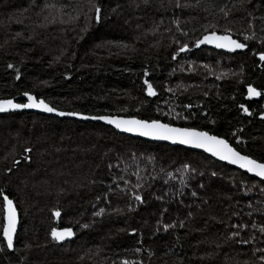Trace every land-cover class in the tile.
I'll return each instance as SVG.
<instances>
[{"label": "trees", "instance_id": "obj_1", "mask_svg": "<svg viewBox=\"0 0 264 264\" xmlns=\"http://www.w3.org/2000/svg\"><path fill=\"white\" fill-rule=\"evenodd\" d=\"M25 2L36 13L44 2H54L56 15L77 4L70 19L86 12L75 26L88 36L65 37L60 29L66 25L38 31L19 24L9 35V18L3 24L0 14V98L24 103L28 92L60 111L158 119L226 139L264 162V39L246 43L226 27L232 18L251 20L252 33L260 35L264 0H199L198 6L197 0H178L180 7L177 0H0V9L18 15ZM224 4L232 9L227 19L216 7ZM209 24L216 33L227 28L247 47L238 53L193 47L212 30ZM184 43L186 55L239 57V73L196 92L198 86L189 84L198 62H182L184 52L172 59ZM145 80L154 96L147 95ZM249 85L260 93L258 100L246 99ZM10 119L14 133L5 122ZM2 169L8 177L16 171L27 184L36 181L30 172L45 170L49 182L36 185L31 206L16 186L0 181L20 218L14 249L0 243V264H264V182L205 153L120 134L99 122L5 111ZM53 227L71 228L73 238L57 243ZM26 238L40 243L24 246Z\"/></svg>", "mask_w": 264, "mask_h": 264}, {"label": "snow or ice", "instance_id": "obj_2", "mask_svg": "<svg viewBox=\"0 0 264 264\" xmlns=\"http://www.w3.org/2000/svg\"><path fill=\"white\" fill-rule=\"evenodd\" d=\"M198 5L199 0H197V6ZM176 6H181L178 0ZM216 7L224 18L227 19L230 16L232 9L229 8L227 4L217 5ZM100 11L101 10L99 8H96L97 14H99ZM259 19L261 21H264V16L259 17ZM97 20H99V15H97ZM249 26L251 27V21H249ZM207 27L211 28L212 30L204 34L202 38H197L192 45L193 47L199 48L201 45H213L217 49H226L229 52L235 51L237 49L243 50L247 47L245 43L238 42L236 39H232L231 34L229 33V30L227 28H224L223 35H217L215 31V24H209L207 25ZM251 38L252 37H249L247 35L244 36L245 41ZM177 43H179V41H177ZM186 50H189V46L187 43H184L178 48L177 52L173 53L172 59L175 60L179 53L185 52ZM259 59L261 61H264V50L260 52ZM7 67L9 69H12L14 66L12 64H8ZM144 75L147 76L148 73L145 72ZM19 76L20 74L17 71L16 78L19 79ZM144 83L145 85H147V95L154 96L156 93L153 90V86L148 83L147 80H145ZM248 94L250 97L260 95V93H258L256 89L251 85L248 86ZM23 95L27 97L26 103H15L13 99L0 98V112H5L10 109H39L47 113H55L59 116H73L79 119L103 121L109 125H113L116 129H119L123 132L135 133L140 136L151 137L152 139L171 141L173 143L189 145L194 148L202 149L204 152L210 153L211 156L216 157L221 161H226L229 164L236 165L238 166V168L246 170V172L252 173L256 177H260L261 180H264V162H259L257 159L252 158L247 154H241V152L232 147L226 139L220 138L216 135H210L206 131H198L195 128L191 127H173L168 123H162L158 119H152L149 121L144 119H137L136 117L122 118L118 116L108 115L84 116L78 112H63L58 111L54 107H51L48 103L45 102L44 99H37L35 96L29 94L28 92H24ZM185 107H190V105H185ZM240 107L244 110L245 113L248 112V109L245 108L243 104H241ZM262 116H264V113H262ZM236 139L237 143H239V137H237ZM25 151H29V149H25ZM187 167L188 165H185V168ZM213 175H215V173H213ZM125 183L127 184V181H125ZM134 187L140 188V185L137 184ZM261 191H264V189H261ZM193 195H195V193H193ZM0 197L3 198V215L2 219H0V230H2L3 240L0 241V243L6 242L7 248L9 250H13V234L16 232L17 225L16 208L13 205V200L5 195L3 191H0ZM132 198L136 202L143 203L142 196L138 193H133ZM103 211L104 209H101L100 212L95 213V215H100V213ZM53 215L59 216L60 212H54ZM84 227H86V225ZM168 227L169 225H165V229H167ZM233 227L237 226L233 225ZM239 227L242 228L243 225H239ZM260 231L264 232V228H261ZM72 235L73 231L71 228H64L59 231L55 227L51 229V236L55 241H61L66 237H71ZM232 235L238 236L239 233L235 232ZM243 242L248 243V241ZM136 251H139V249H137ZM261 251H264V249H262ZM260 259L264 261V256H261ZM123 264H128V261H124Z\"/></svg>", "mask_w": 264, "mask_h": 264}, {"label": "rangeland", "instance_id": "obj_3", "mask_svg": "<svg viewBox=\"0 0 264 264\" xmlns=\"http://www.w3.org/2000/svg\"><path fill=\"white\" fill-rule=\"evenodd\" d=\"M16 1H24V0H16ZM84 1H92V0H84ZM27 3L26 7L23 8V12L18 15L10 13L8 10L5 9H0V14H1V21L4 24L3 20L6 19L7 17L9 18V23L10 24H4L6 28V34L11 33V26H19L22 29H36V30H42V31H47L49 26H57L61 25L66 28H61L60 33L64 35L65 37H70V36H75L78 41L82 40L83 38L87 37V33L83 32H77L76 28V23H79L82 19H86L88 17V14L85 13H80L78 16H76L73 20L70 19V16L74 13L77 9H80L77 7V4L75 7L69 9L66 11V14L64 15H56L55 13V3L54 2H44L42 4L41 10L36 13L29 8L32 6V3L28 4ZM82 10V9H81ZM76 15V14H75ZM230 23L226 24V27L231 29V31H236L241 39L248 43L251 42L253 44L258 43L259 36L264 39V25L260 28V35H255L252 33L251 28H252V21H251V27L249 26V22L246 24H241L238 22V20H234V18L230 19ZM20 22H24L23 25H21ZM19 24V25H18ZM72 26V27H71ZM254 34V35H253ZM247 35L249 37H252L251 39L245 41L244 36ZM19 36H20V31H19ZM90 41V40H89ZM83 42H86L85 40ZM7 43V41H5ZM2 47L1 41H0V48ZM185 53V52H184ZM197 54H184L182 58V62L187 61L188 63H195L198 62V66L192 69V76H191V81H190V87L194 88L198 86L196 89V92H200V89L205 88L207 86H216L218 82H221L224 80V75H227L228 78H234L235 76L239 73V63H240V58H232L225 60L226 57H219L217 55H214L208 51H201V52H196ZM242 68V66H241ZM221 76L220 79H217L216 77ZM209 80V81H208ZM208 81V82H207ZM229 80L228 84H232ZM176 84V83H175ZM8 125V128H10V131L14 133L15 128L14 124H12L13 120H7L5 121ZM13 126V127H12ZM12 128V129H11ZM7 129V128H6ZM20 133V132H19ZM14 135V134H11ZM14 159V156H10V161ZM45 171V170H44ZM43 172L41 170L30 172L31 177H35L36 181L35 183L30 182L26 183L23 178L18 175V173L15 171L14 174L7 176V174L4 172L3 169L0 171V178H1V183L5 184H10L14 189L15 186L17 187V193L18 194H23V197L28 201V203L33 206L32 204V194H33V189L36 188V185H41L44 183L49 182V175L47 176H42ZM17 178H20V180H17ZM17 181H19L17 183ZM35 212H37L35 210ZM27 213L31 215V211L28 209ZM35 222V221H34ZM31 227V224L28 223L27 229ZM28 230L25 231V234L27 233ZM32 241V242H31ZM40 241H35L31 240V238H26L24 239V246L25 245H39ZM123 264V263H120ZM128 264H133L131 262H128Z\"/></svg>", "mask_w": 264, "mask_h": 264}, {"label": "water", "instance_id": "obj_4", "mask_svg": "<svg viewBox=\"0 0 264 264\" xmlns=\"http://www.w3.org/2000/svg\"><path fill=\"white\" fill-rule=\"evenodd\" d=\"M217 35H223L222 33H217ZM232 37V36H231ZM232 39H234L233 37H232ZM238 41V40H237ZM238 42H240V41H238ZM202 47H205V48H211V49H213V50H217V51H222V52H226V53H238V52H240V51H242V50H240V49H237V50H235V51H232V52H229V51H227L226 49H217V48H215L213 45H201L199 48H202ZM196 48V47H195ZM186 51H188V50H186ZM185 51V52H186ZM247 90V94H246V99L247 100H258L259 98H260V95H257V96H249V94H248V88L246 89ZM258 92V91H257ZM259 93V92H258ZM23 97H24V100H25V102L24 103H26L27 102V97H25L24 95H23ZM23 111H28V112H34V113H38V114H43V115H49V116H56V117H59V118H68V119H73V120H77V121H79V122H88V121H94V122H99V123H101V124H103V125H105V126H108V127H111L112 129H114L115 131H117L118 133H120V134H124V135H128V136H132V137H136V138H141V139H144V140H147V141H151V142H160V143H164V144H168V145H171V146H179V147H183V148H186V149H189V150H194V151H199V152H202V153H205L206 155H208L209 157H211L212 159H215L216 161H218V162H220V163H223V164H226V165H228V166H230V167H232V168H235V169H237V170H239V171H241V172H243V173H245V174H247V175H249V176H251V177H253V178H256L257 180H259V181H261V182H264V180H261V178L260 177H256L254 174H252V173H248V172H246V170H243V169H240V168H238V166H236V165H232V164H229V163H227L226 161H221V160H219L218 158H216V157H213V156H211V154L210 153H206V152H204L202 149H199V148H194V147H191V146H189V145H182V144H179V143H173V142H171V141H165V140H157V139H152L151 137H145V136H140V135H138V134H135V133H128V132H123V131H121V130H119V129H116L113 125H109V124H107V123H105V122H103V121H98V120H91V119H79V118H77V117H73V116H59V115H56L55 113H47V112H44V111H41V110H39V109H18V110H8L7 112H23ZM58 111H60V110H58ZM63 112H67V111H63ZM82 115H84V114H82ZM84 116H88V115H84ZM118 117H122V118H130V117H128V116H118ZM137 118V117H136ZM137 119H140V118H137ZM162 122V121H161ZM162 123H165V122H162ZM171 125V124H170ZM171 126H173V127H181V126H177V125H171ZM196 130H198V131H203V130H199V129H196ZM211 135V134H210ZM230 144V143H229ZM231 145V144H230ZM232 146V145H231ZM233 147V146H232ZM242 154V153H241ZM11 199V198H10ZM2 200H3V198H2ZM13 200V199H12ZM13 205H14V207L16 208V213H17V225H16V232L13 234V243H14V245H15V242H16V237H17V235H18V232H19V224H20V218H19V212H18V209H17V207H16V204H15V202H14V200H13ZM58 231L59 230H62V229H64V228H67V227H63V228H60V227H55ZM52 237V236H51ZM3 238V237H2ZM73 238V235L71 236V237H66L65 239H63V240H61V241H56L57 243H64V242H66V241H69L70 239H72ZM53 239V238H52ZM55 241V240H54ZM5 244H6V242H5Z\"/></svg>", "mask_w": 264, "mask_h": 264}]
</instances>
